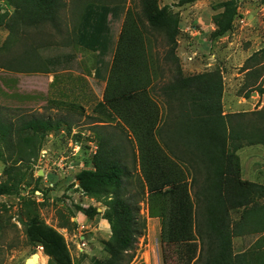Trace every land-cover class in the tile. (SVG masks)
I'll list each match as a JSON object with an SVG mask.
<instances>
[{"label": "trees", "instance_id": "trees-1", "mask_svg": "<svg viewBox=\"0 0 264 264\" xmlns=\"http://www.w3.org/2000/svg\"><path fill=\"white\" fill-rule=\"evenodd\" d=\"M193 1L180 0V3ZM4 2L5 10L0 12V26L7 28L12 35L18 32L19 27H39L45 24L60 30L61 10L66 5L65 0ZM122 6L119 2H84L76 24L75 44L97 55H104L109 45L110 20ZM139 6L136 18L145 35L152 83L148 87L141 86L142 89L138 91L96 103L94 111L102 114L97 121L118 118L117 121L126 125L128 130L122 129L126 137L121 134L116 136L107 127L95 124L93 136L97 146L90 158L92 166L76 174L78 187L83 193L103 199V217L110 226V236L103 241L106 257H93L91 263L131 264L132 255L128 253L143 233L145 223L138 213L137 197L138 194H144L146 186L149 215L158 217L160 221L163 264H184L181 244L176 239L184 230L195 233L200 240L201 251L196 260L201 259L202 264H264L262 239L258 238L253 247L243 251L235 252L233 248L234 237L264 232V183L242 178L237 153L244 146L261 144L264 147V104L262 108L251 111L252 117L248 118H245L249 115L246 112L224 113V87L220 69L193 74H184L181 70L176 55L180 31L178 13L169 5L160 6L158 0H139ZM216 8L220 11L212 17L215 35L222 36L233 28L238 15L237 0H221ZM158 34L163 36L166 44L161 60L155 56L152 47V38ZM44 45L49 43L45 42ZM37 54L29 53L17 63L25 65L21 69L26 71L47 72L62 63L57 58H41ZM64 57L68 59L69 55ZM162 65H168L167 70L172 72L170 79L165 78ZM261 66L264 68V48L252 52L244 61L242 70L246 72L247 80L244 86L255 84L262 73ZM260 91L263 89L260 88ZM159 96L162 99V110L156 101ZM68 106L82 108L74 103ZM1 115L0 112V143L8 156L0 151V160L5 163L11 161V164L4 170L6 179L0 183V195L18 194L19 187L29 182L25 171L14 163L18 160L30 162L36 157L35 150L40 148L45 135L62 129L69 132L75 123L69 117L52 119L26 115H21L19 121L14 123ZM128 135L131 140L133 137L140 161L142 159L144 162L141 193L130 191L133 174L128 163L129 152L124 143ZM154 139L190 175L189 187L193 189L195 203L193 210L184 205L185 228L181 230L177 224H173L171 203L174 198L182 200L186 196L174 194L173 198L169 190H164L163 186L156 183L159 179L156 177L155 180L151 168L149 146L150 143L156 144ZM12 154L15 156L12 157ZM170 179L178 183L176 176L172 175ZM38 180L39 177L35 180L36 189H39ZM84 211L90 215L98 213L95 206H88ZM233 211L240 214L236 221L231 218ZM21 221L29 242L41 247L50 264H73L64 235L47 223L35 206L29 207L26 219ZM60 225L65 226V220Z\"/></svg>", "mask_w": 264, "mask_h": 264}, {"label": "rangeland", "instance_id": "rangeland-1", "mask_svg": "<svg viewBox=\"0 0 264 264\" xmlns=\"http://www.w3.org/2000/svg\"><path fill=\"white\" fill-rule=\"evenodd\" d=\"M65 1L66 5L61 10L60 30L45 24L39 27H19L18 32L12 35L7 28L0 26L1 116L14 123L19 121L21 115L52 119L69 117L75 123L69 132L62 129L45 135L40 148L35 150L36 157L30 162L18 160L14 163L25 171L29 184L24 182L18 194L0 195V264H22L34 252L39 253L35 264H50L41 247L29 242L21 221L26 219V212L31 205L35 206L47 223L64 235L73 264H92L91 258L106 257L103 241L110 236V226L103 217V199L83 193L78 187L76 174L92 166L90 158L97 146L93 136L95 124L107 127L116 136L121 134L126 137L122 129L128 130L126 125L117 121L118 118L97 121L102 114L94 111L96 103L138 91L152 83L145 35L136 18L140 10L139 0H95L123 5L110 20L109 45L104 55H97L74 42L80 10L88 0ZM220 1L180 3V0H158V3L160 6L169 5L179 15L176 55L182 72L193 74L219 68L224 87V113L246 112L249 115L245 118L252 117L250 112L262 108L264 104V68L261 66L262 73L255 84L246 87V72L242 70V65L252 52L264 48V0H237L238 15L233 28L222 36H216L212 17L220 11L216 8ZM4 3V0H0V12L5 10ZM8 38L10 40L7 42ZM45 42L49 45H44ZM152 47L155 56L161 60L166 51L161 34L152 38ZM34 52L41 58H57L62 63L52 66L54 69L49 72L21 69L25 65L17 63L18 60ZM67 54L69 57L65 59ZM162 66L165 78L170 79L172 72L167 70L168 65ZM247 92L249 95H246ZM156 101L162 110L161 96ZM73 103L82 108L68 106ZM154 106L158 107L155 103ZM128 139L131 140L129 135L124 143L129 152L128 163L133 174L130 191L141 193L144 162L142 159L140 161L133 137L131 142H126ZM154 141L156 144L150 143L149 146L151 168L155 180L156 177L159 179L156 183L163 186L164 190H169L173 198L174 194L186 196L182 200L174 198L171 203L173 224H177L181 230L185 228L184 205L193 210L195 203L193 189L189 187L190 175ZM0 151L8 156L1 143ZM237 153L242 178L264 183V147L261 144L244 146ZM9 164L11 161L5 163L0 160V183L6 179L4 170ZM172 175L177 177L178 183L170 179ZM38 177L39 189H36L35 180ZM144 187L143 195L136 193L138 213L145 222L144 230L128 255H132L131 264H163L160 221L158 217L149 215ZM88 206H95L98 213L87 214L84 208ZM239 216L237 211L231 213L233 221ZM64 220L66 225L61 226ZM191 221L193 226V217ZM258 238L262 239L264 251V232L234 237V251L253 247ZM176 239L181 244L184 264H193L201 251L198 237L184 230ZM194 264H202V260L197 259Z\"/></svg>", "mask_w": 264, "mask_h": 264}, {"label": "water", "instance_id": "water-1", "mask_svg": "<svg viewBox=\"0 0 264 264\" xmlns=\"http://www.w3.org/2000/svg\"><path fill=\"white\" fill-rule=\"evenodd\" d=\"M39 174H42V172L39 171ZM37 256H38L37 252L32 253L31 256L27 257L22 264H35L37 261ZM32 259H34L33 262H31Z\"/></svg>", "mask_w": 264, "mask_h": 264}, {"label": "bare ground", "instance_id": "bare-ground-1", "mask_svg": "<svg viewBox=\"0 0 264 264\" xmlns=\"http://www.w3.org/2000/svg\"><path fill=\"white\" fill-rule=\"evenodd\" d=\"M38 257H39V253H38L37 259H38ZM33 260H34V259H32L31 262H33Z\"/></svg>", "mask_w": 264, "mask_h": 264}, {"label": "crops", "instance_id": "crops-1", "mask_svg": "<svg viewBox=\"0 0 264 264\" xmlns=\"http://www.w3.org/2000/svg\"><path fill=\"white\" fill-rule=\"evenodd\" d=\"M255 94V93H254Z\"/></svg>", "mask_w": 264, "mask_h": 264}]
</instances>
